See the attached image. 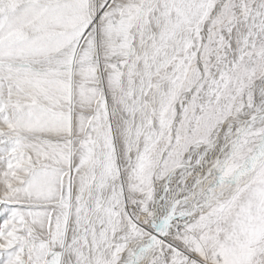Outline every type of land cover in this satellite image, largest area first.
Segmentation results:
<instances>
[{
    "label": "snow or ice",
    "instance_id": "obj_1",
    "mask_svg": "<svg viewBox=\"0 0 264 264\" xmlns=\"http://www.w3.org/2000/svg\"><path fill=\"white\" fill-rule=\"evenodd\" d=\"M0 264H264V0H0Z\"/></svg>",
    "mask_w": 264,
    "mask_h": 264
}]
</instances>
